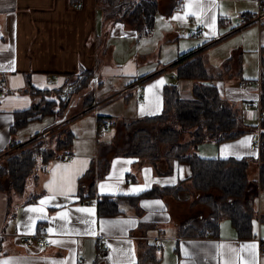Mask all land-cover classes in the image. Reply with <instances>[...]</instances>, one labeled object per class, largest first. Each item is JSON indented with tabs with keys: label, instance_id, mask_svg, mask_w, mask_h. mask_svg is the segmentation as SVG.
<instances>
[{
	"label": "crops",
	"instance_id": "1",
	"mask_svg": "<svg viewBox=\"0 0 264 264\" xmlns=\"http://www.w3.org/2000/svg\"><path fill=\"white\" fill-rule=\"evenodd\" d=\"M157 1L154 29L150 35L141 36L131 25L105 19L99 0H0V154L7 151L13 139L10 130L15 113L28 110L44 95H69L72 102L68 113L81 108L87 96L91 95L94 103L64 119V126H69L66 131L73 135L66 153L69 160L50 161L28 180L24 195L0 189V264H80L82 257L85 264H149L154 257L158 260L155 264H264L263 194L258 201L263 189H259L255 201L259 219L253 222L254 237L240 238L227 218L220 221L216 232L180 237L181 224L198 218L204 208L192 207L190 166L162 159L154 167L122 152L124 124L160 114L165 85H178L173 65L184 54L197 53L204 57L210 73L207 50L228 35L230 29V33L239 31L236 29L240 16L255 13L258 3ZM77 3L79 8L74 7ZM201 25L205 26L203 30ZM250 27L258 28L261 70L264 29L257 25L245 28ZM242 56L241 51L232 53L219 71L220 77L234 74L238 80L244 79ZM89 73L92 80L88 87L68 94L74 82ZM178 80L182 96L191 98L193 81ZM239 91L242 92L235 94L228 90L225 94L229 99L225 98L247 125L257 127V113L246 105H258L259 100L261 103V92L257 95L256 87ZM74 97L78 102H73ZM99 116L105 119L104 128L99 127ZM40 120L20 128L14 135L15 141L24 144L36 137L44 126L35 124ZM197 152L211 159L258 161L261 155L250 133L222 143L207 140L198 145ZM89 171L83 187L93 182L95 197L86 200L79 188ZM256 171L258 174V167L252 173ZM67 178H71L72 190L61 195L58 189ZM180 182H185L188 192L173 191ZM154 187H169L171 192L164 190L163 196L133 199ZM53 195L55 199L47 200ZM101 195L122 198L121 214L101 216ZM41 200L47 202L42 205ZM187 203L189 208L181 207ZM34 208L43 211H30ZM208 213L204 209V214ZM41 225L47 228L49 244L40 246L33 240L24 243L23 238L34 236ZM100 242L108 245L110 251L99 252Z\"/></svg>",
	"mask_w": 264,
	"mask_h": 264
},
{
	"label": "trees",
	"instance_id": "2",
	"mask_svg": "<svg viewBox=\"0 0 264 264\" xmlns=\"http://www.w3.org/2000/svg\"><path fill=\"white\" fill-rule=\"evenodd\" d=\"M99 6L110 23L124 22L131 25L141 36H148L153 31L159 7L157 0H99ZM181 59L173 68L176 69L177 79L193 81L192 97H183L175 82L167 83L163 94L164 108L160 114L124 124L122 152L154 167L162 159L178 160L190 166L191 176L188 181L194 196L192 207L201 205L204 208L203 212H199L198 218H191L181 224L180 237H201L208 231L216 232L220 221L227 218L240 238H252L255 236L253 222L257 214L255 201L259 189H264V149L261 150L260 159L255 161L233 157L204 158L197 152V147L207 140L217 143L236 140L254 132L256 125H247L236 107L223 97L216 83L222 74H210L203 56L188 53ZM91 80L92 73L78 79L68 94L78 93L88 87ZM261 82L260 99L264 109V55L261 62ZM57 95V99L44 95L28 110L15 113V123L10 130L13 139L7 151L0 154V189L24 195L29 179L36 177L37 172L50 161L57 160L60 154L70 150L73 135L59 126L64 125L65 112L71 102L70 96ZM85 99L87 100L82 105L83 110L94 104L91 95ZM48 115L58 120L27 143L15 141L14 135L20 128L30 121L40 120ZM98 119L99 124L104 123V117L99 116ZM51 127L63 128L62 131L59 130L60 136L55 148H50L47 144L46 131ZM262 128L264 129V120ZM63 134L65 139L61 137ZM262 136L264 138V130ZM253 162L259 165L258 179L251 182L249 168ZM89 174L91 171L81 179L79 188V194L86 200L95 197L93 182L87 188L83 187ZM184 184L185 182H180L173 191L176 194L181 191L188 192L189 189ZM164 190L168 191L167 194L171 192L169 187H154L133 199L163 196ZM121 200L122 198L101 195L98 198L99 214L106 217L121 214ZM204 209L209 212L208 215L204 214ZM152 253L150 251V257ZM152 259L149 264L158 261L155 257Z\"/></svg>",
	"mask_w": 264,
	"mask_h": 264
},
{
	"label": "rangeland",
	"instance_id": "3",
	"mask_svg": "<svg viewBox=\"0 0 264 264\" xmlns=\"http://www.w3.org/2000/svg\"><path fill=\"white\" fill-rule=\"evenodd\" d=\"M240 23V22H239ZM258 29V28H257ZM256 28L250 27V28H242L239 31L235 33H230L231 29L228 32V35L223 36L222 40L217 43L216 45L212 46L210 49L207 50L206 56L208 57L209 64L211 65L209 67L210 73L214 74V72H219L224 65V63L229 59L232 53L241 51L243 53L242 56V61L240 66L243 68L242 74L244 75V79H253V80H259L261 77V70H260V57H261V49L258 46V30ZM264 53V49H263ZM233 61V60H231ZM175 77L176 82L178 85H180V80H178ZM77 81V80H76ZM74 82V84L76 83ZM238 78L236 75H223L220 77L216 82L220 85L222 90L224 91V96L226 97V94H228V90L235 92V94H240L242 91L238 90V85H237ZM73 84V85H74ZM226 93V94H225ZM259 92H257L258 95ZM51 98L57 99L58 95L56 93L51 94ZM229 99L228 97H226ZM73 99V97L71 98ZM237 104H240L239 100H237ZM72 102V101H71ZM73 102H78L77 97H74ZM77 106V103L76 105ZM81 108L73 109L72 111L77 113L79 112ZM68 110V109H67ZM65 112V117L69 118L73 116L75 113H68L69 110ZM58 120L55 119L52 115L46 116L43 120L36 121L35 124H38V126L43 124L44 126L40 128L41 130L39 133H43L44 129L46 127H49L52 125V123L56 122ZM59 126H62L64 129L68 128L69 126L66 124L65 126L62 124H59ZM63 128H55L51 127L49 128L47 132V144L50 148H55L57 145V140L59 134V130H63ZM58 131H57V130ZM61 130V131H62ZM63 139H65V135H61ZM124 137V134H123ZM60 138V137H59ZM46 140V139H45ZM251 163V168L249 171V179L251 182L256 181V178L258 176L257 171L255 174H253V170L257 169V166ZM253 184V183H252ZM262 192V193H261ZM264 196V189L260 191V195L258 198V201L261 200V196ZM194 200V199H193ZM190 203H187L185 205H182V208H189ZM259 219V213L256 214L254 220L257 221ZM229 222V220H226Z\"/></svg>",
	"mask_w": 264,
	"mask_h": 264
},
{
	"label": "built area",
	"instance_id": "4",
	"mask_svg": "<svg viewBox=\"0 0 264 264\" xmlns=\"http://www.w3.org/2000/svg\"><path fill=\"white\" fill-rule=\"evenodd\" d=\"M258 3L257 11L253 14H242L240 16V24L237 26L236 30H240L242 28L251 26V25H257L260 30L264 29V0H256ZM75 8H79V4H74ZM205 28L204 25L200 26V29L203 30ZM195 36L197 34H194ZM238 88L241 90H247L252 87H256L258 92H261L262 88V82L261 78L259 80H250V79H241L237 82ZM246 108L248 110H254L257 113V121L258 125L254 132L251 133V141L254 146H256L259 150L264 149V138L262 136V120L264 119V109L261 106V103L259 101L258 105H254L253 103H249L246 105ZM106 125L105 123L99 124V127L104 128ZM59 159L66 161L70 159V155L63 154L59 157ZM209 236V234H208ZM35 241L40 246H46L49 244V237L47 228L43 225L39 226L37 229V232L34 236H25L23 238L24 243H28L29 241ZM97 249L99 252H109L110 247L102 242H100L97 246ZM160 250V247L157 248ZM264 251V248H263ZM80 264H85V258L80 259Z\"/></svg>",
	"mask_w": 264,
	"mask_h": 264
},
{
	"label": "snow or ice",
	"instance_id": "5",
	"mask_svg": "<svg viewBox=\"0 0 264 264\" xmlns=\"http://www.w3.org/2000/svg\"><path fill=\"white\" fill-rule=\"evenodd\" d=\"M162 83V82H161ZM250 139V138H249ZM104 188V185H101V189ZM71 178H67L66 180H64L58 191H59V194L61 195H68L69 192H71ZM133 191H139L138 189H134ZM55 199V195L53 196H50L47 198V200H53ZM47 201L46 200H41L40 203L43 205L45 204ZM30 211H43V209H30ZM78 211H87L86 209H78ZM66 215V214H65ZM63 218V217H62ZM49 231H52L51 229H49ZM250 247H255V245H251Z\"/></svg>",
	"mask_w": 264,
	"mask_h": 264
}]
</instances>
